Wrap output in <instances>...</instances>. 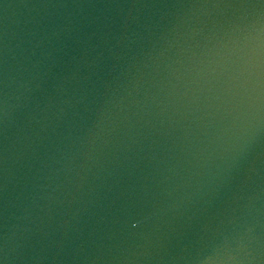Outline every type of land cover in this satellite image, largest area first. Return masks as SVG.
Listing matches in <instances>:
<instances>
[{
    "label": "water",
    "instance_id": "95a60500",
    "mask_svg": "<svg viewBox=\"0 0 264 264\" xmlns=\"http://www.w3.org/2000/svg\"><path fill=\"white\" fill-rule=\"evenodd\" d=\"M0 264H264V0H0Z\"/></svg>",
    "mask_w": 264,
    "mask_h": 264
}]
</instances>
